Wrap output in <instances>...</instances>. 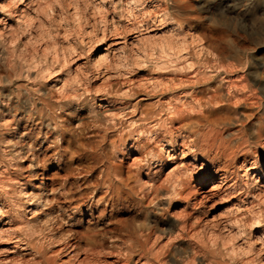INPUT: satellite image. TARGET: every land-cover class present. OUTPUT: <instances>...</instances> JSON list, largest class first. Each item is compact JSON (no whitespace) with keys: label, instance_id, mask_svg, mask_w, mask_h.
<instances>
[{"label":"bare ground","instance_id":"6f19581e","mask_svg":"<svg viewBox=\"0 0 264 264\" xmlns=\"http://www.w3.org/2000/svg\"><path fill=\"white\" fill-rule=\"evenodd\" d=\"M38 1L0 0V244L27 256L0 264H60L68 250L78 264L104 253L106 264H263L248 235L264 227V197L256 213L241 179L264 148V119L233 78L263 84L264 40L233 21L264 14V0H99L117 30L94 74L58 49L49 66L48 45L32 54L37 33L25 48L10 38L29 31L18 6L36 14ZM123 18L145 34L141 57L124 50ZM215 198L237 201L224 210L228 237L206 218Z\"/></svg>","mask_w":264,"mask_h":264},{"label":"rangeland","instance_id":"374dc122","mask_svg":"<svg viewBox=\"0 0 264 264\" xmlns=\"http://www.w3.org/2000/svg\"><path fill=\"white\" fill-rule=\"evenodd\" d=\"M44 1H45V4H42V3H44ZM96 1L98 2L99 0H60L61 4L63 5L62 6L63 8H62V12L59 13L57 11V6H56L58 3V0H47V1L42 0L41 1L42 3L40 1H38L36 3L37 4L36 8L38 7L36 10V14L30 12L29 10L27 12V7L29 5H27V4L25 5V3H21L18 6L20 9L19 16L21 18L24 17L23 18L24 23L22 21L23 26L25 27L24 29L28 28L29 31H25L27 35L25 34L24 36H26V37H23V36H20L21 33H18V34L16 33L17 32L16 27L13 26L14 29L12 31H10V38L11 37L14 38L16 36L14 38V39H16V38L20 37L22 47H24V46L26 47V45H28L30 43L28 38L30 36L32 37V36L36 35V33H37V35H36L37 37L34 41L37 42L39 40V39L37 40L38 37L40 38L41 41L39 40L38 44L37 43L35 44V42H34V43L27 46L32 54L36 53L38 55L39 54L41 55L43 49L44 50L46 48L49 49L46 51L47 52L49 51L50 58L48 61V65L51 66L54 62L52 59L53 53H54L55 49H58V51L60 53H62V54H60V57H63V55H65L64 57H68L69 55H71L73 58H75L76 61H74L71 65H76L80 68H83L82 71H86V69H87V71H90L92 74H94L97 69H96L95 63L93 62V58H95L97 55L105 56L107 53L106 52L107 49L111 50V48H113V46L111 44L115 40L114 32H115V30H117L116 29L117 26L115 28V26H114L115 24L109 22L112 14L111 13L109 14L107 12H109V11L112 12L111 6L106 3L107 5L104 4V6H105L104 7L103 4H101L100 2H98L100 4L97 5ZM54 6L56 7V10H55ZM21 9L23 11L22 13H21ZM30 9H32V8L30 7ZM24 13L25 14L28 13L27 15L29 17L27 15H25ZM107 14H109V15H107ZM54 15L56 16L57 22L59 24L56 22V26L49 27V21L51 19L49 16L53 17ZM103 17H106V18H103ZM27 18H29L28 24H27V21L25 22V20H27ZM61 18L63 20L59 21V19H61ZM31 19H32L34 24L31 22ZM122 20H123L122 25L120 24L118 26V28L121 26L120 28H122L124 30L127 29L126 30V32H127L126 36L127 37H126V45H125L126 47L124 48V50L133 59L139 57V55L141 57L143 55V52L141 51L140 46H141V44H143L142 41L145 40V34L142 32L136 34L135 33L136 31H134V29L131 28V26L129 25L130 23H127V19L123 18ZM30 22H31V24H30ZM233 22L243 30V32L245 33V35L248 37L249 41L252 44H258L260 41L264 40V14H261L260 12H258V11L256 12V11L251 9L247 12L242 13L237 19H234ZM29 24H30V26H29ZM109 25H110V27H109ZM30 27L32 29L33 28L34 29L33 30L30 29ZM109 28H111V29H109ZM128 29H130V30H128ZM111 33H112V35H111ZM141 33L143 35H141ZM136 37H140V40H138L139 41L138 43L136 41H134V39ZM33 44H35V45L33 46ZM35 47H36V49H35ZM8 48H9V50H12L11 46H8ZM31 48H34V49H31ZM39 48H40V50H39ZM36 50H38L39 53ZM50 51L52 54L50 53ZM117 54L118 53H116V52H110L108 55L110 57H115V56H117ZM146 56H148V55L146 54ZM38 61H39L37 64L38 66L44 65L43 62H40V60H38ZM147 76H154V74L149 75L146 73H140L137 75V77H139L140 79H145V78H147ZM101 77L103 78V76H99V77H97L98 79L97 78L95 79L94 83L91 82L92 87L95 88V87L101 85L100 83L103 82L102 81L103 79ZM236 78H233V81H235V83L237 84L236 85L237 89L240 91L241 90L244 91V89H245V92H247V90H248V92L252 93L253 98H254V100H253V98H252V100L254 101L253 106H254L255 112L261 118L264 119V113H262V112H264V91L262 90V85L264 84V82H263V84L259 85L258 83L254 82L253 78L250 76H245V77L242 76L241 77V75H240V77H236ZM119 79H120V81H122L124 78H119ZM242 86L244 89L242 88ZM263 144H264V142H263ZM254 151H256L254 154V156L256 157V159H254L256 165H255L254 169H252L249 172L248 175H246L245 177H243L241 179V181L243 182L242 185L244 184L249 189L250 195L248 196V198L251 199V200L249 199V201H254V209H256V213H257L259 211V210L257 211L258 203L264 197V193H263V191H264V178L261 175H259V173H261V170L264 168L263 167L264 166L263 165L264 164V148L259 147L258 149H254ZM250 166L251 165H249V167ZM258 168L260 169V171H257ZM251 179H253V181ZM210 187H211V185L206 186L205 191H209ZM236 202L237 201L229 202V201H227L226 198H224V199L223 198L222 199L215 198L214 200L208 202L207 205L209 206L210 212L208 213V216L206 218H208L209 222L211 223V227H210L211 230L214 229L213 231L215 233L217 230V234L219 233V235H221L223 237H225V236L228 237L227 233H225V232L223 233L224 230L221 231V225H222L223 221L226 219L227 215L229 214L228 211L224 212V210L226 208H229L228 210L232 209V211L235 210L234 204H236ZM255 202H257L256 205H255ZM246 203H242L241 205L244 206V204H246ZM174 221H173V219L170 220V224H175ZM263 226H264V223H263ZM262 228L261 229L256 228V230L252 229V232H251L252 234L248 235L249 239H252V241L254 240V242L256 241V243H254V242L253 243L257 247V249H260L261 248L260 245L264 244V240H263V242H262V240H260L261 242H259V241L257 242V237H259L258 232L260 230H262V231L264 230V227H262ZM8 229H9V226L7 224V221H4L3 223H2V221H0V234L8 231ZM241 242H239V243L242 244L243 242L242 243ZM180 243L185 245V242H183V241H180ZM10 248L11 247H8L3 243L0 244V260L4 259V258L19 259L20 257H24V258L27 257L26 255H23L20 252H13V249H10ZM250 255H249L250 257L256 256L255 254L254 255L250 254ZM101 256L99 257V260H98L99 263L96 262L95 264H106V262L109 263L110 259L107 255H105V253L102 254ZM83 259H84V255L80 254V255L76 256L73 253H70V251L68 250V251L62 252V254L60 255V258H59V263L60 264H68V262H71L70 264H78V262L84 261ZM262 263L264 264V261H262ZM195 264H197V263H195Z\"/></svg>","mask_w":264,"mask_h":264}]
</instances>
